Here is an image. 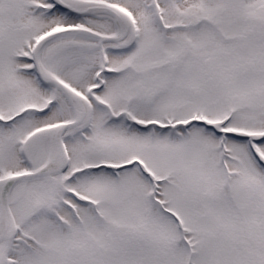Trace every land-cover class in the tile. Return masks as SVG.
Here are the masks:
<instances>
[{"label":"snow or ice","instance_id":"1","mask_svg":"<svg viewBox=\"0 0 264 264\" xmlns=\"http://www.w3.org/2000/svg\"><path fill=\"white\" fill-rule=\"evenodd\" d=\"M0 264H264V0H0Z\"/></svg>","mask_w":264,"mask_h":264}]
</instances>
